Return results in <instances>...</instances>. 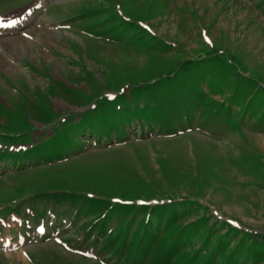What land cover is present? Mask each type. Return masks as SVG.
Instances as JSON below:
<instances>
[{
    "label": "rangeland",
    "instance_id": "374dc122",
    "mask_svg": "<svg viewBox=\"0 0 264 264\" xmlns=\"http://www.w3.org/2000/svg\"><path fill=\"white\" fill-rule=\"evenodd\" d=\"M45 1L0 36V264H264V0Z\"/></svg>",
    "mask_w": 264,
    "mask_h": 264
},
{
    "label": "bare ground",
    "instance_id": "6f19581e",
    "mask_svg": "<svg viewBox=\"0 0 264 264\" xmlns=\"http://www.w3.org/2000/svg\"><path fill=\"white\" fill-rule=\"evenodd\" d=\"M12 40V39H11ZM11 43V42H10ZM17 42L13 41L12 44H16ZM4 243H10L11 241L9 240V238L7 239H3L2 240Z\"/></svg>",
    "mask_w": 264,
    "mask_h": 264
},
{
    "label": "trees",
    "instance_id": "16d2710c",
    "mask_svg": "<svg viewBox=\"0 0 264 264\" xmlns=\"http://www.w3.org/2000/svg\"><path fill=\"white\" fill-rule=\"evenodd\" d=\"M123 234L129 236L127 229H123ZM135 235H132V241L134 240Z\"/></svg>",
    "mask_w": 264,
    "mask_h": 264
}]
</instances>
